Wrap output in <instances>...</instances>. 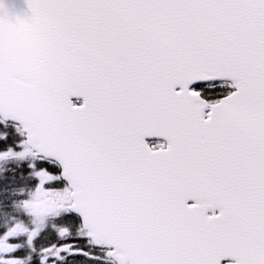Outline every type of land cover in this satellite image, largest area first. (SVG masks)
<instances>
[{
	"label": "snow or ice",
	"instance_id": "snow-or-ice-1",
	"mask_svg": "<svg viewBox=\"0 0 264 264\" xmlns=\"http://www.w3.org/2000/svg\"><path fill=\"white\" fill-rule=\"evenodd\" d=\"M27 5L0 0V264H264V0Z\"/></svg>",
	"mask_w": 264,
	"mask_h": 264
},
{
	"label": "water",
	"instance_id": "water-1",
	"mask_svg": "<svg viewBox=\"0 0 264 264\" xmlns=\"http://www.w3.org/2000/svg\"><path fill=\"white\" fill-rule=\"evenodd\" d=\"M7 13L16 17L28 18L31 15L27 0H3ZM18 83L25 91H31L35 87L32 72L26 61H21L18 66Z\"/></svg>",
	"mask_w": 264,
	"mask_h": 264
}]
</instances>
